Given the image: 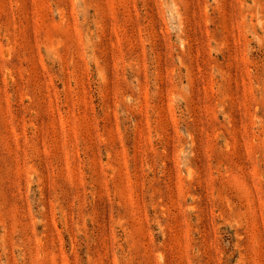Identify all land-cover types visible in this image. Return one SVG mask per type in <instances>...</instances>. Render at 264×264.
Wrapping results in <instances>:
<instances>
[{"label": "rangeland", "instance_id": "374dc122", "mask_svg": "<svg viewBox=\"0 0 264 264\" xmlns=\"http://www.w3.org/2000/svg\"><path fill=\"white\" fill-rule=\"evenodd\" d=\"M0 264H264V0H0Z\"/></svg>", "mask_w": 264, "mask_h": 264}]
</instances>
